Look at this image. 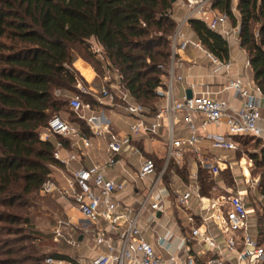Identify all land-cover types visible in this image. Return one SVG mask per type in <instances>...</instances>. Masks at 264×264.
I'll list each match as a JSON object with an SVG mask.
<instances>
[{
    "label": "built area",
    "instance_id": "1",
    "mask_svg": "<svg viewBox=\"0 0 264 264\" xmlns=\"http://www.w3.org/2000/svg\"><path fill=\"white\" fill-rule=\"evenodd\" d=\"M184 8V14L177 19V24L170 37V55L167 73L163 87L156 88L159 102L155 113L149 116L145 108L129 98L123 85V76L117 70L105 67L99 74L93 66L88 65L89 79L100 82V88H83L76 82L77 89L92 97L93 104L83 102L80 94L69 97L68 106L89 130L91 137L103 140L105 158L89 167L69 169V165L78 159L74 148L80 143L84 148H92L93 142L80 127L73 125L59 114L52 115L47 122V132H41L42 140L56 137L53 150L55 164L50 165L51 173L42 184L41 193L54 197L55 200L68 203L87 222L96 226L92 239L96 246H102L104 251H98L89 264H264V218L258 222L253 207L248 206L244 199L245 192L225 188L218 195L204 196L196 183L198 166L191 170L193 183L184 191L172 192L176 196V206L184 213L188 236H181L179 247L175 252L168 251L170 242L161 235L156 225L157 213H163V196L161 185L168 165L174 161L180 164L186 153L191 152L200 158V143L203 136L200 130H205L208 124H224L229 135H249L264 143V117L261 114L257 97L262 94L260 88L253 82H242L240 79H228L220 84L218 89H212L202 84L190 86L191 96L175 97V84L182 82L183 77L175 70L179 67V51L191 46L201 50L214 71L223 70L228 73L231 61L220 60L206 50L200 41H193L188 36L187 23L196 19L205 23L212 31H217L228 42L239 41L240 22L237 8L231 11L237 18L236 25H228V16L212 8L213 0H175ZM97 52H101L97 46ZM246 61V66H249ZM232 93L242 98L239 107L233 108L224 93ZM120 110L129 118L127 133L113 131L109 119L101 107ZM201 118L200 125L195 123ZM184 124L187 134L177 136L175 127ZM166 130L165 135L160 130ZM165 136L166 153L159 169L151 157L142 154L133 143L136 138ZM212 148L219 150H236L231 139L220 134L209 136ZM65 155H62V152ZM83 155V154H82ZM137 155L138 167L132 176L133 180L146 181L144 192L135 210L125 206L118 200V193L125 190V181H116L108 176L107 170L120 162V156ZM218 162L209 166L210 172L216 176L219 171ZM60 173V178L52 172ZM249 184L254 201L259 204V213L264 212V192H258L259 179L250 180ZM214 189H216L214 187ZM197 203L192 205V201ZM150 215V223L142 225L144 215ZM254 218L253 225L250 219ZM154 223V224H153ZM70 231H76L72 218L58 219L53 230L55 242L64 241L70 247H77L78 234L72 236ZM149 233L151 240L145 235ZM193 247L200 250L195 252ZM46 264H84L79 260L65 259L54 255L45 256Z\"/></svg>",
    "mask_w": 264,
    "mask_h": 264
},
{
    "label": "trees",
    "instance_id": "2",
    "mask_svg": "<svg viewBox=\"0 0 264 264\" xmlns=\"http://www.w3.org/2000/svg\"><path fill=\"white\" fill-rule=\"evenodd\" d=\"M231 3L213 0L212 8L225 13L234 26L237 18ZM174 4L171 0H0V223L27 226L30 220L26 216L40 195L59 204L41 193L50 165L56 163L53 150L57 138L42 140L40 134L55 113L89 132L85 123L68 111V102L78 93L75 84L81 79L73 63L81 50L85 58H93L91 42L102 52V60L94 62L100 73L105 67L117 70L129 98L140 103L149 116L155 113L159 102L155 90L164 85L170 37L177 24ZM236 8L239 46L247 53L253 81L264 94V0H238ZM254 24L259 26L258 36ZM187 31L220 60L229 59V44L220 33L196 19L188 21ZM82 96L93 104L91 96ZM70 115L74 116L71 120ZM148 157L157 169L161 167L162 160ZM184 161L185 157L180 164L172 161L165 173L173 171L188 183ZM216 182L210 170L198 166L196 183L202 195L210 196ZM258 192H264V186ZM255 212L262 222L264 212L259 213L258 208ZM4 231L8 235L22 232L16 226H0V235ZM30 235L39 245L48 237L39 231ZM1 244L8 245L0 240ZM34 245L31 250L38 252L36 256H18L26 248H0V264H46L45 255Z\"/></svg>",
    "mask_w": 264,
    "mask_h": 264
},
{
    "label": "crops",
    "instance_id": "3",
    "mask_svg": "<svg viewBox=\"0 0 264 264\" xmlns=\"http://www.w3.org/2000/svg\"><path fill=\"white\" fill-rule=\"evenodd\" d=\"M178 6L176 8H182L178 2H175L174 7ZM175 8V9H176ZM174 9V12H175ZM184 14V8H182V16ZM188 36L193 41H199L197 40L192 33L188 32ZM230 51H229V60L231 61V67L228 73L224 72L223 70H218L214 72L209 66L206 58L204 57L201 50H195L191 46H188L185 50L179 51V59L180 64L179 67L176 68L175 73L177 75H181L183 77L182 82H176L175 84V97L176 98H182L183 96H186V91L190 90V86L193 84H202L205 86H208L212 89H218V86L220 84L225 83L228 79H240L242 82H249L253 83L252 78V70L250 65L246 66V59L245 57V51L240 48L239 41H230ZM237 45V47H235ZM88 64V63H87ZM90 65V64H88ZM88 68V67H87ZM89 72V68L87 69ZM89 75V73H88ZM89 87L93 89L100 88V82H92L90 80ZM93 83V85L91 84ZM223 96L227 98L233 108H237L242 103V98L238 95H233L232 93H224ZM257 103L259 105L260 111L262 116L264 117V94H261L257 97ZM105 107V106H104ZM110 111L113 112H119L120 110H115L113 108H109ZM123 114V113H122ZM110 121V120H109ZM129 121V118L126 122V127L121 130H117L113 127V125L110 122V125L115 132H119L121 134L127 133V123ZM195 123L197 125H200L201 118L197 117L195 120ZM78 126L79 125H75ZM84 132V131H83ZM85 133V132H84ZM201 135L203 136L202 142L200 143L199 147L201 150L200 158H198L195 154L188 152L184 155L185 157V163L188 167V179L189 182L185 183L183 179H181L178 175H176L173 171H170L169 174H166L163 176L162 179V185H161V194L164 198L162 206L164 207L163 213L158 212L157 217L158 221L156 225L157 231L166 237L168 242H170L168 245V251L169 252H175L179 247L183 248V243L181 245L180 243V237L181 236H188V229L187 224L185 221L184 213L179 210L176 206V196L172 192L173 190L177 192L184 191L186 187L189 184L193 183V179L191 178V170L194 166H200L202 168L210 170L209 166L216 165V160L219 158L223 159V162H218L220 171L229 168L231 170V174L233 177V181L235 182H246L247 179L253 180L251 178L250 171L246 165V162L243 159H239V161L236 160V150H221L218 152L219 149H214L210 145V138L209 136L213 134H220L224 136L225 138L231 139L234 144L236 145V141L233 140V135H229L227 128L224 124L221 125H213L208 124L206 126V129L200 130ZM86 134V133H85ZM175 134L177 136H185L187 134L185 125L180 123L177 124L175 127ZM88 136V134H86ZM54 137V136H52ZM50 137V139H52ZM89 137V136H88ZM238 137V136H236ZM235 137V138H236ZM239 137H246V136H239ZM133 143L135 146H137L142 154L145 156H152L156 158V160H162L163 157L156 153L155 149L153 148V144H155V140H150L148 137H142V138H136L134 139ZM94 144V143H93ZM264 149V143L262 147ZM71 149L76 155L78 156V159L74 162H72L69 165V169L76 170L80 167H89L92 164L102 160L105 158L104 153V142L103 140H96L95 139V145H93L92 153L90 155L89 162L87 163L85 160V156L82 155L81 150L78 149V147L69 148ZM223 152V153H222ZM229 152H233L229 154ZM224 154V155H223ZM62 155H65V152H62ZM138 167V157L137 155L132 157H126L124 155L120 156V162L116 164L115 166L109 168L107 170L108 176H111L116 181H125V190L122 193H118V200L121 201L125 206H128L130 209L135 210L138 205V201L141 198L145 185L147 184L148 180L144 181V184H140V181H134L132 176L134 174V171ZM239 168L238 172L236 173L235 168ZM167 171V170H166ZM211 171V170H210ZM211 173V172H210ZM220 173V172H219ZM217 174L216 176H213L217 179L216 186L210 195H218L224 192L225 188H230L224 184L223 181H221L220 174ZM53 176L56 178H60V173L57 171L52 172ZM246 180V181H245ZM246 196V195H245ZM244 196L245 201L247 202L248 206L249 201L246 199L247 197ZM252 199L254 201V195L252 194ZM197 201L194 199L192 201V205L196 204ZM61 209L63 212L64 217H70L72 218V221H74V213L77 212L76 209L72 208L68 203L66 202H60ZM256 204V203H255ZM251 207V206H250ZM168 210H172L175 216V220L173 222H170L168 217H166V212ZM179 214L180 217L177 216ZM250 223L253 225L254 218L252 217L250 219ZM83 224L82 228H76L77 234H78V246L74 247V252L70 254H64L65 259H75L79 260L84 264H89L90 258L96 254L98 251H104V248L102 246H96L93 239H92V233L96 229V226L87 222L83 218L80 220ZM150 223V215L146 213L142 219V225H146ZM88 224H91L93 226V229L90 231V229L87 227ZM152 225V223H150ZM154 224V223H153ZM147 240H151V236L149 233H146L145 235ZM80 238V239H79ZM193 250L195 252H198L200 249L198 247H193Z\"/></svg>",
    "mask_w": 264,
    "mask_h": 264
},
{
    "label": "rangeland",
    "instance_id": "4",
    "mask_svg": "<svg viewBox=\"0 0 264 264\" xmlns=\"http://www.w3.org/2000/svg\"><path fill=\"white\" fill-rule=\"evenodd\" d=\"M237 2L238 0H232L231 10L237 7ZM176 7L178 6H175L174 9ZM174 15L177 19L182 17V8L181 9L176 8ZM239 18L240 17L238 14V21H239ZM228 25L232 26V23L230 20H228ZM253 26L255 29V34L256 36H258L259 26L256 24H254ZM235 47H237V45H235ZM91 49H92V54L94 55L93 58H90V59L85 58V53L83 50H81L79 52L81 53V55H79L77 59L75 60V62L73 63L74 69L77 70L78 75L81 77V79H79V82L81 83L82 87L85 89L90 88L88 86L90 84L89 75H88L89 72L87 70L88 64L93 66L94 69L97 70L99 74H101L100 70L98 69L99 67L97 68L94 62L95 60H102V57H101L102 52L100 53L97 52V45L94 42H91ZM229 49H230V45H229ZM245 57L246 59L248 58L246 52H245ZM91 84L93 85V83ZM76 85L77 83L75 84V86ZM77 91H78L77 94L81 95L82 101L86 102V98H84L82 95H86V96H89V95L81 93L79 89H77ZM101 109L104 111L105 116L110 120L114 128H116L117 130H121L126 127V122H127L128 117L122 114L121 111L113 112L107 109L106 107H101ZM68 111L72 112L70 111V109ZM55 114H58V113H55ZM60 115H62L64 118H67V116L63 114H60ZM73 117H74L73 115H70L68 119L71 120ZM160 131H161L160 132L161 134L165 135L166 133L165 128L161 129ZM42 132H47V131L45 129ZM87 134L95 145V138L91 137L89 132H87ZM165 141H166L165 136H159V137L157 136L155 138V144H153V148L155 149L156 153L160 156H164L166 153ZM235 141H236V147H237L236 160L239 161V159L240 160L243 159L246 162V165L250 171L251 178L252 179L258 178L260 181V186H264V152L263 153L261 152V147L263 143L249 136L236 137ZM76 147H78V149L81 150V153L85 156V160L88 163L89 162L88 158H90L92 149L84 148L80 143H77ZM217 151L220 152L221 150H217ZM230 153L233 154V152H229V154ZM235 169L237 173L239 168L236 167ZM223 172H224L223 174L219 173L221 181H223L224 184L230 187L233 191L245 192L246 193L245 197H247L246 199L249 201V205L253 207L255 210L258 208V212H260L259 204H255L253 202L252 190L250 189L249 184H246L245 182H242V181L240 182L233 181L231 170L229 168L224 169ZM140 184L142 186L144 182L140 181ZM40 197L42 200L37 199L34 203H32L34 205V208L31 207L29 209V213L26 216V218L30 220V223L27 226H25L22 223H18V225H12V226L8 225L7 223H0V226L4 228H15L16 226L17 230H22L21 235H13V234L8 235L5 233L6 231H4V233L0 235V240L6 242V244L8 245L6 247H3V244H1L0 246L1 250H4L6 248H10L13 250L18 249V248H26L24 252H22L23 250L20 251V253H18L19 254L18 256H23L24 254L26 256H36L38 252H34L31 250V247H33V245L35 244L34 246L37 247V249L39 250V253H42L45 256L52 255V254H58V253L59 254H66V253L70 254V252L71 253L74 252V247H70L64 241L55 242L53 239L52 230L57 220L64 219L61 205L60 204L57 205L56 203L52 204L51 202H49V200H47V198L42 197L41 195ZM2 210H6V209L2 208ZM73 215H74V221L72 222H73L74 227L82 228L83 224L80 221L82 219L80 214L78 212H75ZM166 215H167L166 217H168L170 222H173L175 220V216L172 210H168V212H166ZM177 216L180 217L179 214H177ZM87 227L90 229V231L93 229V226L91 224H88ZM37 231L42 232L44 233V235L48 236L47 238L43 240L44 242H42L41 245H39L38 241H32L30 239L31 238L30 234H33V233L36 234ZM70 232L72 236H76L78 231H74V232L70 231ZM35 236L38 237V235H35ZM22 264H29V262L28 261L23 262ZM40 264L42 263L40 262Z\"/></svg>",
    "mask_w": 264,
    "mask_h": 264
},
{
    "label": "water",
    "instance_id": "5",
    "mask_svg": "<svg viewBox=\"0 0 264 264\" xmlns=\"http://www.w3.org/2000/svg\"><path fill=\"white\" fill-rule=\"evenodd\" d=\"M171 1L174 2L175 0H171ZM190 96H191V91L190 90H187L186 91V97L189 98Z\"/></svg>",
    "mask_w": 264,
    "mask_h": 264
}]
</instances>
